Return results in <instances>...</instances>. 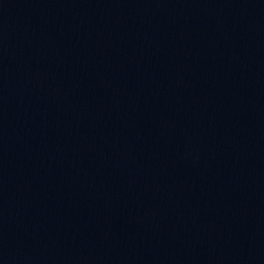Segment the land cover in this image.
Returning <instances> with one entry per match:
<instances>
[{"label":"water","instance_id":"obj_1","mask_svg":"<svg viewBox=\"0 0 264 264\" xmlns=\"http://www.w3.org/2000/svg\"><path fill=\"white\" fill-rule=\"evenodd\" d=\"M0 264H264V0H0Z\"/></svg>","mask_w":264,"mask_h":264}]
</instances>
